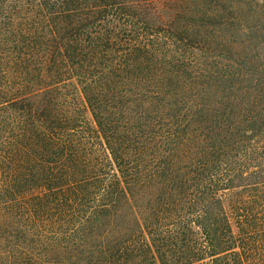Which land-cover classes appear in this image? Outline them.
Wrapping results in <instances>:
<instances>
[{
	"label": "trees",
	"instance_id": "obj_1",
	"mask_svg": "<svg viewBox=\"0 0 264 264\" xmlns=\"http://www.w3.org/2000/svg\"><path fill=\"white\" fill-rule=\"evenodd\" d=\"M159 1L0 0V264H264V43Z\"/></svg>",
	"mask_w": 264,
	"mask_h": 264
},
{
	"label": "rangeland",
	"instance_id": "obj_2",
	"mask_svg": "<svg viewBox=\"0 0 264 264\" xmlns=\"http://www.w3.org/2000/svg\"><path fill=\"white\" fill-rule=\"evenodd\" d=\"M153 13L162 23H173L178 27L180 31L175 36L179 40L205 39L230 44L239 43V52H227L226 58L222 60L227 65V72L228 64L236 66L240 60L244 66L245 57H255L259 50L262 54L264 0H160ZM7 56L6 61V54L1 53L0 49V74L10 68L19 72L14 66L15 52ZM24 63L21 73L25 71L28 73L26 79L31 84L34 75L32 46L29 49L28 59ZM253 67L256 68L257 65L253 64ZM196 88L199 89L198 86ZM258 153L264 156V148H260Z\"/></svg>",
	"mask_w": 264,
	"mask_h": 264
}]
</instances>
